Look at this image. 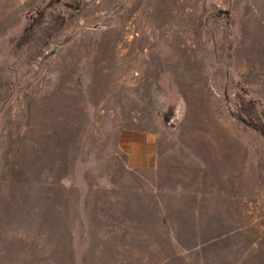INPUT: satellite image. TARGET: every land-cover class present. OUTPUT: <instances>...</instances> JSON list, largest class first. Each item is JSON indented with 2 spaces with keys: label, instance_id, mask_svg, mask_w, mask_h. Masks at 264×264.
<instances>
[{
  "label": "rangeland",
  "instance_id": "374dc122",
  "mask_svg": "<svg viewBox=\"0 0 264 264\" xmlns=\"http://www.w3.org/2000/svg\"><path fill=\"white\" fill-rule=\"evenodd\" d=\"M214 153H256L257 222ZM0 264H264V0H0Z\"/></svg>",
  "mask_w": 264,
  "mask_h": 264
},
{
  "label": "crops",
  "instance_id": "0c3cea01",
  "mask_svg": "<svg viewBox=\"0 0 264 264\" xmlns=\"http://www.w3.org/2000/svg\"><path fill=\"white\" fill-rule=\"evenodd\" d=\"M159 147L158 134L147 131L123 133L119 141V148L126 155V166L136 171L158 169L162 156ZM214 154L207 159V163L205 162L204 171L209 176L211 192L214 184L211 179L217 174L223 176L222 183H217V191L222 190L223 194L218 198L213 194L211 196L223 200V206L248 207L249 213L255 214L253 219L257 222L259 167L256 153L254 157L250 154L249 162L242 160L241 153ZM249 219L252 220L251 215Z\"/></svg>",
  "mask_w": 264,
  "mask_h": 264
}]
</instances>
